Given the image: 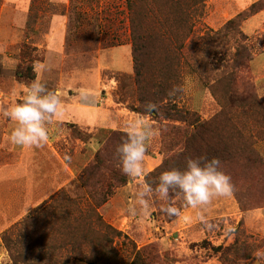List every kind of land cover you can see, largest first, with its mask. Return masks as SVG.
I'll return each instance as SVG.
<instances>
[{"label": "rangeland", "instance_id": "374dc122", "mask_svg": "<svg viewBox=\"0 0 264 264\" xmlns=\"http://www.w3.org/2000/svg\"><path fill=\"white\" fill-rule=\"evenodd\" d=\"M127 1L138 0H0V168L16 165L19 176L38 180L28 185L30 200L44 193L50 196L63 185H68L71 199L82 197L86 193L78 180L82 171L93 165L100 150L102 158L116 161L115 146L122 136L113 137L105 147L102 142L112 132L124 133L127 122L140 118L136 112L140 98L158 99L164 108L159 117H146L158 133L145 156L146 176L129 177L99 213L138 248L153 244L161 255L159 264H264V0H247L257 3V13L231 25L240 13L234 1L137 4L131 15L136 33L146 40L138 52L143 74L139 85L134 82ZM26 66L33 68L34 78L19 80L17 69ZM37 77L59 92L63 111L48 125L44 147L15 145L10 141L15 124L2 113L22 102L26 87ZM173 86L180 91L169 97ZM82 91L87 95L81 96ZM173 107L175 112L165 118ZM185 132L193 135L185 138ZM186 140L187 157L207 155L223 162L222 170L232 177L246 213L241 214L233 197L218 198L200 214H186L197 223L167 230V223L182 216L162 213L164 202L159 199L154 198L148 212L129 200L139 185L159 177L161 173L154 171L170 156V149H182ZM185 158L168 169L183 170ZM103 177L99 172L94 179ZM59 206L58 213L43 217L9 248L0 230V264L68 259L64 245L70 240V226L80 229L75 234L77 246L87 250L86 223L60 214L75 208L71 201L62 200ZM131 206H136V215L129 213ZM176 206L181 214L191 209L179 199ZM122 240L115 246L119 252ZM232 245L238 252L228 250Z\"/></svg>", "mask_w": 264, "mask_h": 264}, {"label": "clouds", "instance_id": "9594fccd", "mask_svg": "<svg viewBox=\"0 0 264 264\" xmlns=\"http://www.w3.org/2000/svg\"><path fill=\"white\" fill-rule=\"evenodd\" d=\"M178 91V86H173L167 95L174 97ZM85 95L82 91L81 96ZM142 107L140 118L125 124L124 134L115 146L117 167L123 175L132 178L146 176L143 166L145 156L150 142L158 135L146 117L159 113L161 106L154 101H147ZM62 111L59 92L49 90L37 77L26 87L22 102L8 107L2 115L15 124L10 133L13 144L42 148L49 140L48 125ZM185 164L183 170L175 167L165 170L152 183L143 182L139 185L135 203L141 211L148 212L155 198L164 202L160 208L162 213L180 217L181 209L176 206V199L182 201L183 207L204 209L215 199L231 198L235 194L236 185L232 177L222 170L223 162L218 157L209 159L207 155L188 156ZM128 211L136 215L137 208L131 206ZM206 227L211 225L206 224Z\"/></svg>", "mask_w": 264, "mask_h": 264}, {"label": "trees", "instance_id": "16d2710c", "mask_svg": "<svg viewBox=\"0 0 264 264\" xmlns=\"http://www.w3.org/2000/svg\"><path fill=\"white\" fill-rule=\"evenodd\" d=\"M127 9L130 13L129 24L131 28L130 40L132 46L134 48V70H135V84H141L142 73L140 68H138V52L141 49V42L145 40V36L139 35L136 33L137 22L134 19L132 12H134V8L137 4H151L148 0H138V1H127ZM154 4V3H153ZM257 3L252 4L248 9L240 12L237 16L229 22V24L240 23L246 21L250 16L257 13L256 11ZM81 15H78L80 18ZM82 18V16H81ZM77 25L80 23V19L76 20ZM192 29V24L190 25V30ZM166 33H164L165 36ZM165 39L170 41L173 47H175L176 42H172V38L166 35ZM146 41V40H145ZM137 53V54H136ZM16 77L19 80H29L33 79V68L19 67L16 72ZM147 101H154L161 104L158 99L149 100L147 98L139 99V106L136 107V112L141 114L143 113V104ZM160 112L163 110V105H160ZM159 113H153L151 116L158 118ZM174 107L166 110V117L169 118L171 113H174ZM181 120H185L186 118L182 116ZM190 125V124H189ZM193 130L197 129L196 125H190ZM124 133H116L112 132L111 137L107 138L102 142L104 147L110 142V139L117 136H123ZM193 134H187L185 132V138L191 137ZM187 140L182 145V149H170V156H168L162 165L156 169L154 172L162 173L165 170H169L168 168L173 166L176 160L184 159L189 154V146L187 144ZM103 147V148H104ZM101 150L98 151L95 155L93 165H87L82 171L79 180L80 188L85 190V195L79 197L77 199H71L68 196V188L62 187L57 191L56 194L49 200L48 203H45L40 211H36L31 215L25 217L20 224L15 225V229L12 231L6 230L3 233V241L9 248V244L12 243L18 237L24 236L26 230L34 225H36L43 217L51 216L54 213H58L60 210V201H71L75 206L73 210L64 209L63 212H60L61 215L69 216V220L74 223L85 222L86 224V236L88 241L87 250H83L82 248L77 246L75 234L80 232V229L77 227H73L71 229L70 226V240L66 243L67 250L69 252V258L73 260H77L86 264H159L161 260L160 252L156 249L153 244H149L145 247L138 248L136 243L128 240L127 236H123L122 232L113 228L110 224L105 222L102 215L99 213V208L106 204L107 201L115 194L117 188L121 186H125L129 182V177L123 175L119 168L117 167V160L113 161L110 158H102ZM99 172L103 173V180L98 181L94 179L95 175ZM239 204V210L242 213H246L248 210H245L244 207L240 206V202L236 196V193L233 195ZM83 205L81 207V205ZM55 236L60 235L59 228L55 229ZM24 234V235H23ZM91 235H95L97 237L93 239ZM121 243V252L116 249V245L118 240L122 239ZM14 239V240H13ZM117 239V241H116ZM231 252H238L239 248H235L234 245L229 247L228 249ZM110 257V259H108ZM69 258L61 261L55 262L51 264H69Z\"/></svg>", "mask_w": 264, "mask_h": 264}, {"label": "crops", "instance_id": "0c3cea01", "mask_svg": "<svg viewBox=\"0 0 264 264\" xmlns=\"http://www.w3.org/2000/svg\"><path fill=\"white\" fill-rule=\"evenodd\" d=\"M232 3L236 4L238 8V12H242L247 7L252 4V1L249 2L247 0H228ZM237 2V3H236ZM254 20V19H253ZM252 22V19L247 21ZM0 146V156L3 154ZM13 153H15V150H12ZM11 151V152H12ZM15 169V170H13ZM19 171L16 169V165H7L6 167L0 168V199H4V201H0V214H2V218L0 220V230L4 232L5 230L11 229L13 226L15 227L16 224H20L21 221L27 216L34 213L35 209H38L43 206L45 203H47L54 194L59 191L62 187H67L66 185H63L57 190H55L50 196H47L49 194L44 193L41 197H36L35 201L30 200L31 195V189L28 188V185L35 182L37 184V179L33 178H27L24 179V177L19 176ZM57 185H61V182H57ZM27 185V186H26ZM123 192V191H121ZM135 193H132V198L129 200H132L134 204L135 203ZM233 200H235L234 196ZM231 197V198H232ZM29 199V200H28ZM236 201V200H235ZM215 203V200L213 201V204ZM236 204V202H235ZM237 205V204H236ZM210 207V206H209ZM207 209V208H206ZM193 210V211H192ZM202 209H189L186 212L181 214V218L172 221L171 223L166 224V229L175 230L178 226L186 227L191 224L197 223V218L195 217H189L186 219V214L191 213H198L200 214ZM210 212V211H209ZM242 214V212H241ZM169 234H167L168 236ZM160 241L167 240L165 238L158 239ZM259 264V263H257Z\"/></svg>", "mask_w": 264, "mask_h": 264}]
</instances>
